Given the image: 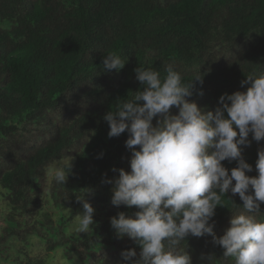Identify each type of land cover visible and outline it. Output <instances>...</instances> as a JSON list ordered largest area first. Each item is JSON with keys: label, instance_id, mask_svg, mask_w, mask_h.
<instances>
[{"label": "trees", "instance_id": "16d2710c", "mask_svg": "<svg viewBox=\"0 0 264 264\" xmlns=\"http://www.w3.org/2000/svg\"><path fill=\"white\" fill-rule=\"evenodd\" d=\"M109 51L127 61L118 73L103 69ZM140 64L161 76L171 64L185 83L200 76L188 99L214 111L222 94L246 91L250 84L241 81L264 72V0H0V263L45 264L32 247L73 264L141 260L140 247L110 224L118 212L138 209L111 203L114 185L105 179L130 171L131 152L127 132L109 138L103 119L141 89ZM248 139L242 155L255 176L264 140ZM64 157L72 161L65 185L50 182L46 167ZM85 194L94 223L77 234L71 223ZM221 202L212 218L216 237L244 211L238 194ZM129 249L137 255L126 262L121 253ZM180 249L193 264H209V256L211 264H233L211 235H190Z\"/></svg>", "mask_w": 264, "mask_h": 264}, {"label": "clouds", "instance_id": "9594fccd", "mask_svg": "<svg viewBox=\"0 0 264 264\" xmlns=\"http://www.w3.org/2000/svg\"><path fill=\"white\" fill-rule=\"evenodd\" d=\"M126 62L109 51L103 69L118 73ZM134 72L141 89L130 99H119L103 117L109 138L127 132L125 146L131 152L130 171L121 168L118 177L105 179L114 185L111 203L138 209L134 215L121 211L110 219L116 235L140 247L136 264H193L180 245L190 235L206 234L233 264H264V147L258 149L255 176L246 174L253 168L242 155L243 147L251 144L249 134L256 142L264 140V72L241 81V87L250 84L246 91L222 94L214 111L188 99L193 81L202 83L200 76L185 83L171 64L164 76L141 64ZM225 160L236 161V167L229 170ZM71 170L72 161L64 157L48 165L45 175L65 185ZM229 192L239 195L244 211L232 214L230 227L216 237L212 218ZM85 196L77 198L84 209L75 216L72 231L77 234L87 233L94 223V208ZM136 255L135 249L121 253L126 262ZM207 259L211 264L213 257Z\"/></svg>", "mask_w": 264, "mask_h": 264}, {"label": "rangeland", "instance_id": "374dc122", "mask_svg": "<svg viewBox=\"0 0 264 264\" xmlns=\"http://www.w3.org/2000/svg\"><path fill=\"white\" fill-rule=\"evenodd\" d=\"M49 207H47V210ZM49 210H50V212H53V213L55 212L54 210L51 209V207L49 208ZM79 214H83V211L79 212ZM74 221H75V219L71 223V230L74 227ZM14 253L15 252H11V257L9 260H12L15 258L16 255ZM29 253L31 254L32 257L34 256L36 258H39L43 262H46L45 264H73V261L67 260L59 252H56V253L54 252L53 254H55V256L53 257L52 253H50V252L47 253L46 251H44V249H42V247H36V248L32 247V249ZM0 264H12V263L5 261V262L0 263Z\"/></svg>", "mask_w": 264, "mask_h": 264}]
</instances>
